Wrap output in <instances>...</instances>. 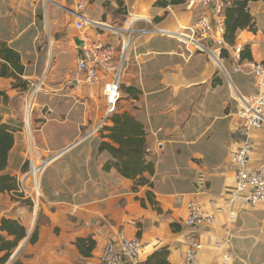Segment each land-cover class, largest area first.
Instances as JSON below:
<instances>
[{
	"label": "crops",
	"instance_id": "obj_1",
	"mask_svg": "<svg viewBox=\"0 0 264 264\" xmlns=\"http://www.w3.org/2000/svg\"><path fill=\"white\" fill-rule=\"evenodd\" d=\"M184 1L89 0L84 12L99 23L86 27L88 38L115 44L117 58L129 40L117 112L133 114L146 130L145 158L154 172L142 184L123 176L111 154L100 150L106 130L88 135L95 123L112 125L103 90L108 74L101 71V81L92 86L71 82L85 38L71 0H0V50L19 53L22 71H8L28 83L22 89L14 87L12 76L0 77V128L9 125L15 140L3 173L19 179L30 159H50L33 211L12 198L17 190L0 191V237L14 239L1 229L2 220H19L20 213L27 230L0 264H102L105 245L117 243L121 234L141 241V264H185L184 221L195 198L215 216L193 229L203 244L196 264H264V205L236 203L234 218L225 209L236 186L231 156L243 139L239 97L256 90L255 78L234 72L230 46L218 61L206 52L190 54L176 37L154 31L175 32L200 15ZM249 11L253 29L241 30L229 44L243 45V58L264 61V0L250 2ZM204 42L215 46L212 39ZM5 62L0 55V69ZM38 83L42 89L35 92ZM28 101L33 132L26 123ZM252 138L251 165L259 167L264 127ZM8 251H0V258Z\"/></svg>",
	"mask_w": 264,
	"mask_h": 264
},
{
	"label": "built area",
	"instance_id": "obj_2",
	"mask_svg": "<svg viewBox=\"0 0 264 264\" xmlns=\"http://www.w3.org/2000/svg\"><path fill=\"white\" fill-rule=\"evenodd\" d=\"M88 1L71 0L74 9L70 12L76 19L77 29L84 32L83 37H85L84 43L78 48L79 55L71 82L76 86H92L101 81V71L108 74L103 89L106 98V118H108L117 111L121 98L126 49L129 40L125 41V47L122 46L120 58H117V46L115 44L106 45L102 42L91 41L85 33V29L88 25L97 26L99 23L85 16L84 12ZM232 2L233 0H186L184 6L187 9L201 8L202 12L196 19L188 25L180 26L175 32L162 28H155L154 31L176 37L185 45L190 54L197 51L206 52L218 61L222 50L230 46L234 50V72L248 73L255 77L256 91L240 97L237 111L238 131L243 139L240 147L231 156L236 169V186L225 204V209L234 218L236 211L233 207L236 203H243L247 206L264 205V164L259 167L251 165V157L254 151L252 135L264 127V62L243 58V45L229 44L226 41L225 12ZM109 29L117 30L122 35V32L113 26H110ZM132 29L129 36L132 34ZM205 39H212L216 44L215 49L207 45L204 42ZM32 88L38 92L42 89V85L34 84ZM27 103L26 123L28 130L33 132V107L29 101ZM103 127V121L95 123L90 128L88 135L98 133ZM160 145L162 146V144ZM33 149H38L35 142ZM49 162V157H43L37 161L33 158L30 159L26 172L17 179V191L13 190L16 191V194L19 193L21 196L23 194L30 199L34 205L33 209L37 208L40 203L42 197L41 180ZM211 203L216 204V199L213 198ZM223 210V208H217L218 212ZM188 211V216L184 221V225L188 227L184 237L187 245L185 264H196L198 253L202 250L203 244L193 229L199 228L205 222H213L215 216L213 213H205L197 198L188 202ZM19 218L23 221L24 215L20 213ZM142 248L143 244L140 240L121 234L117 243L108 242L105 245L100 255V261L102 264H141ZM231 257V253L225 255L226 260H230Z\"/></svg>",
	"mask_w": 264,
	"mask_h": 264
},
{
	"label": "trees",
	"instance_id": "obj_3",
	"mask_svg": "<svg viewBox=\"0 0 264 264\" xmlns=\"http://www.w3.org/2000/svg\"><path fill=\"white\" fill-rule=\"evenodd\" d=\"M259 0H233L225 12V39L229 43H234L238 33L246 28L253 29V17L249 11V4ZM174 1L173 3H177ZM161 3V1L159 2ZM0 55L6 62L0 69L1 76H12L16 82L14 87L28 89V83L14 73H10L8 69L12 66L16 70L22 71L20 68V55L13 49L3 46ZM109 119L112 125H105L103 130L106 138L100 144L101 151H108L113 160L111 162L120 173L132 179H138L142 184L148 183L149 178L145 174L154 172V165L149 163L146 158L147 139L144 125L129 112H115ZM14 130L7 124H3L0 128V191L9 192L17 189V178L11 174L3 173L8 165V159L11 149L14 146ZM1 229L7 231L8 234L14 236L12 241H5L0 237L2 245L0 251L8 248L9 251L0 258V262H5L11 255L10 250L18 245V243L27 235L25 226L19 220L3 218ZM35 236L34 239L35 240ZM159 256V254H154ZM20 264V263H18Z\"/></svg>",
	"mask_w": 264,
	"mask_h": 264
},
{
	"label": "rangeland",
	"instance_id": "obj_4",
	"mask_svg": "<svg viewBox=\"0 0 264 264\" xmlns=\"http://www.w3.org/2000/svg\"><path fill=\"white\" fill-rule=\"evenodd\" d=\"M185 1H186V0H185ZM185 1H184V2H185ZM184 2H183V5H184ZM185 8H186V7H185ZM196 8L199 9V13L202 12V10H201L200 7H196ZM194 9H195V8H194ZM189 10H190V9H189ZM191 10H193V9H191ZM189 24H190V23H189ZM187 25H188V24H187ZM205 40H206V39H205ZM205 40H204V41H205ZM226 41H227V40H226ZM227 42H228V41H227ZM214 43H215V42H214ZM228 43H229V42H228ZM210 47H211L212 49H215L216 44H215L214 47H212V46H210ZM225 48H226V47H225ZM225 48H224V49H225ZM224 49H223V50H224ZM223 50H222V52H223ZM221 55H222V53H221ZM221 55H220V56H221ZM212 57H213V56H212ZM256 62H264V61H256ZM254 78H255V77H254ZM255 91H256V90H255ZM255 91H254V92H255ZM241 96H247V95H241ZM241 96H240V97H241ZM240 97H239V102H240ZM238 107H239V106H238ZM237 111H238V109H237ZM236 115H237V112H236ZM34 129H35V126H34ZM42 178H43V177H42ZM14 194H15V196L17 197V198H14V197L12 196V198H13L15 201L18 199V201H20L21 204L25 203L26 205H28V206L30 207V210L33 211V206H34V205H33L32 201H31L30 199L26 198L23 194H22V196H21L20 194H19V195L16 194V193H14ZM21 197H22L24 200H22V199L20 200ZM18 215L20 216V214H18ZM18 219L20 220L19 217H18ZM20 221H21V220H20ZM25 222L27 223V220H26ZM34 223H35V222H34ZM28 225H30V223H28Z\"/></svg>",
	"mask_w": 264,
	"mask_h": 264
}]
</instances>
